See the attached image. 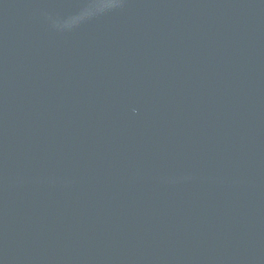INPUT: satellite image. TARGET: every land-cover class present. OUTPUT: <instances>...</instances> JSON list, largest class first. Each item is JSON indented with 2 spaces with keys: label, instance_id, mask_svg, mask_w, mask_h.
Segmentation results:
<instances>
[{
  "label": "water",
  "instance_id": "water-1",
  "mask_svg": "<svg viewBox=\"0 0 264 264\" xmlns=\"http://www.w3.org/2000/svg\"><path fill=\"white\" fill-rule=\"evenodd\" d=\"M0 264H264V0H0Z\"/></svg>",
  "mask_w": 264,
  "mask_h": 264
}]
</instances>
